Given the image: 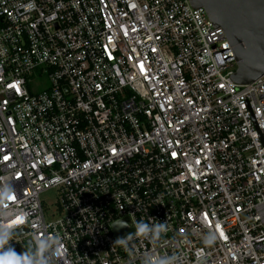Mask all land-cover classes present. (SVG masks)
Here are the masks:
<instances>
[{
    "label": "built area",
    "instance_id": "1",
    "mask_svg": "<svg viewBox=\"0 0 264 264\" xmlns=\"http://www.w3.org/2000/svg\"><path fill=\"white\" fill-rule=\"evenodd\" d=\"M236 70L192 0H0L15 251L38 234L59 240L61 264H264V75ZM138 222L165 231L114 245Z\"/></svg>",
    "mask_w": 264,
    "mask_h": 264
},
{
    "label": "water",
    "instance_id": "2",
    "mask_svg": "<svg viewBox=\"0 0 264 264\" xmlns=\"http://www.w3.org/2000/svg\"><path fill=\"white\" fill-rule=\"evenodd\" d=\"M192 3L205 8L211 20L226 31L237 60L235 81L246 84L263 76L264 0H192ZM127 222L128 218L115 224L119 236L131 231L122 226ZM25 231L17 230L14 234Z\"/></svg>",
    "mask_w": 264,
    "mask_h": 264
},
{
    "label": "clouds",
    "instance_id": "3",
    "mask_svg": "<svg viewBox=\"0 0 264 264\" xmlns=\"http://www.w3.org/2000/svg\"><path fill=\"white\" fill-rule=\"evenodd\" d=\"M11 195L12 192L7 186L0 188V264H61L62 261L59 258L60 244L56 238L50 236L40 237L36 234L31 237V243L28 244L27 249H24L22 254H18L11 246L10 242L14 238L15 229L8 227L10 213L4 207ZM135 228L136 232L134 234H129L123 238L118 237L114 245H123L127 248L131 240L139 237L154 241L159 238L162 231H165L162 224L150 228L148 224L143 222H138ZM212 239L214 237H209L208 242L210 243ZM33 245H35V250H33ZM143 264H166V262L165 257L155 260L152 257H145Z\"/></svg>",
    "mask_w": 264,
    "mask_h": 264
},
{
    "label": "rangeland",
    "instance_id": "4",
    "mask_svg": "<svg viewBox=\"0 0 264 264\" xmlns=\"http://www.w3.org/2000/svg\"><path fill=\"white\" fill-rule=\"evenodd\" d=\"M38 81H39V83L33 84V88L36 90H42L48 84L47 78H39L38 77ZM41 197H42V200L44 201V204L50 206V210H53L54 204L56 203V201L58 199L56 191L55 190L46 191L45 193H43L41 195Z\"/></svg>",
    "mask_w": 264,
    "mask_h": 264
},
{
    "label": "snow or ice",
    "instance_id": "5",
    "mask_svg": "<svg viewBox=\"0 0 264 264\" xmlns=\"http://www.w3.org/2000/svg\"><path fill=\"white\" fill-rule=\"evenodd\" d=\"M173 155H175V154H173Z\"/></svg>",
    "mask_w": 264,
    "mask_h": 264
}]
</instances>
